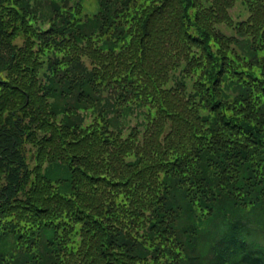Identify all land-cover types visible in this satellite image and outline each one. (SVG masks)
Masks as SVG:
<instances>
[{
	"label": "trees",
	"instance_id": "trees-1",
	"mask_svg": "<svg viewBox=\"0 0 264 264\" xmlns=\"http://www.w3.org/2000/svg\"><path fill=\"white\" fill-rule=\"evenodd\" d=\"M95 1L0 0V264H264V0Z\"/></svg>",
	"mask_w": 264,
	"mask_h": 264
},
{
	"label": "rangeland",
	"instance_id": "rangeland-1",
	"mask_svg": "<svg viewBox=\"0 0 264 264\" xmlns=\"http://www.w3.org/2000/svg\"><path fill=\"white\" fill-rule=\"evenodd\" d=\"M91 1H93V0H83V4L87 10H89L88 7L91 6V4H90ZM95 3H96V1H95ZM97 12H98V8L97 9L94 8L93 11H90V14L93 15ZM230 15L235 22H239L242 20H246L249 16V12L247 11L246 7L242 4L241 1H237L235 6L230 10ZM220 28H222L224 30L225 34H228V35L233 34L232 29L227 27L226 24L220 25ZM26 41H28L27 36L26 37H22V36L15 37L14 40L11 42V45L13 46L14 50L19 51L21 49V47L25 44Z\"/></svg>",
	"mask_w": 264,
	"mask_h": 264
}]
</instances>
